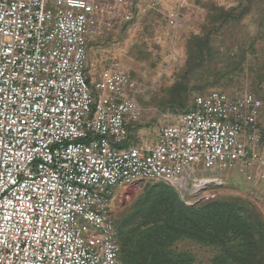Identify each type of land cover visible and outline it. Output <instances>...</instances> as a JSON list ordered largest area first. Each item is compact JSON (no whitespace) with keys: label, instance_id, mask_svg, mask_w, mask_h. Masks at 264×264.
Returning a JSON list of instances; mask_svg holds the SVG:
<instances>
[{"label":"built area","instance_id":"obj_1","mask_svg":"<svg viewBox=\"0 0 264 264\" xmlns=\"http://www.w3.org/2000/svg\"><path fill=\"white\" fill-rule=\"evenodd\" d=\"M183 0H0V264H118V188L145 181L183 200L229 178L264 192L263 102L195 95L153 143L136 81L89 46L150 11L175 26ZM187 203L186 204H193Z\"/></svg>","mask_w":264,"mask_h":264},{"label":"rangeland","instance_id":"obj_2","mask_svg":"<svg viewBox=\"0 0 264 264\" xmlns=\"http://www.w3.org/2000/svg\"><path fill=\"white\" fill-rule=\"evenodd\" d=\"M175 1L166 0L170 6ZM183 1L175 26L168 25L162 10L150 11L128 25H115L89 46L98 67L107 66L115 54L137 83L136 98L143 112L131 131L132 138L143 131L153 143L159 128L174 122L195 95L212 90L259 97L264 133V0ZM165 187L172 189L186 207L192 205L186 202H198L196 198L181 199L176 189L162 182L118 188L113 208L120 236L130 222L148 213L151 201ZM209 191L214 198L207 203H235L258 226L255 238H262L255 264H264V192L235 178L211 186ZM119 245L121 248L120 241ZM177 247L190 252L194 264H207L215 254L192 241H180ZM123 263L121 248L118 264Z\"/></svg>","mask_w":264,"mask_h":264},{"label":"trees","instance_id":"obj_3","mask_svg":"<svg viewBox=\"0 0 264 264\" xmlns=\"http://www.w3.org/2000/svg\"><path fill=\"white\" fill-rule=\"evenodd\" d=\"M207 202L186 207L165 187L146 215L130 222L122 236L118 230L123 264H194L190 252L177 247L185 240L214 250L207 264H255L258 226L235 203Z\"/></svg>","mask_w":264,"mask_h":264}]
</instances>
